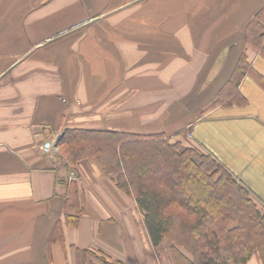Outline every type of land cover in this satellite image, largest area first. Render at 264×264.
<instances>
[{"label":"crops","instance_id":"obj_1","mask_svg":"<svg viewBox=\"0 0 264 264\" xmlns=\"http://www.w3.org/2000/svg\"><path fill=\"white\" fill-rule=\"evenodd\" d=\"M262 6L0 0V264H180L116 175L97 156L62 159L59 139L70 127L173 136L196 111L184 99L205 90L192 132L264 213V55L245 38ZM130 103L143 108L116 114ZM164 103L179 105L168 124ZM231 264H264V248Z\"/></svg>","mask_w":264,"mask_h":264},{"label":"trees","instance_id":"obj_2","mask_svg":"<svg viewBox=\"0 0 264 264\" xmlns=\"http://www.w3.org/2000/svg\"><path fill=\"white\" fill-rule=\"evenodd\" d=\"M245 38L264 55V6L247 25ZM246 61L243 54L234 80L246 73ZM59 145L72 163L97 156L136 196L154 243H172L178 263H245L264 248V213L212 155L200 153L197 160L192 147H180L165 133L113 129L65 128Z\"/></svg>","mask_w":264,"mask_h":264},{"label":"rangeland","instance_id":"obj_3","mask_svg":"<svg viewBox=\"0 0 264 264\" xmlns=\"http://www.w3.org/2000/svg\"><path fill=\"white\" fill-rule=\"evenodd\" d=\"M166 84L167 83L164 80L163 88H159V90L163 92V99L164 100H166L169 97L168 92L171 91V88L166 87ZM196 91H197V89H195V92ZM194 95H196V93ZM188 98L189 97L184 99V100H186L185 106H188L190 108L194 107V109L196 111H195V114H193V117L202 116L206 110V102H205L206 101V90L204 93H200V95H198L196 97V99H195V97L192 100H190V98L189 99ZM202 100H204V102H202ZM144 106H145V108H147V110L149 112L150 109L151 110L154 109L155 105H154V103L153 104L148 103L147 105H144ZM178 106L179 105L176 103H167V104L164 103L163 104L164 109L166 108V109L170 110V116H169L166 124L170 123L169 120L171 119L170 118L171 117V110L173 112H176V109ZM138 108H143V107L134 105L132 103H130V105H125V106L120 105V108H119L120 111L118 109V111H116V114H118V113L122 114V112L127 113V111L130 112L131 114H133L135 111H137ZM200 109H202V110L200 111ZM164 114L167 115V113H164ZM193 117H192V115H190L184 119H179L180 120L179 123L176 126H174L177 129V130H175V134L173 136H171L169 134H165V137L167 139H170V141H177V140L180 141V147H186V146L192 147L194 149V152H193L194 157L197 160H199L200 153H206V146L203 144L202 141H199L197 139V137L194 135V133L192 132L193 126L192 125L190 126V124L194 120ZM131 119L134 120L133 116L131 117ZM64 150L66 151V149H64L63 147L62 148L59 147V150H58V153H59V155L62 156V159L67 158V155L65 153L62 154V152H60V151L65 152Z\"/></svg>","mask_w":264,"mask_h":264}]
</instances>
